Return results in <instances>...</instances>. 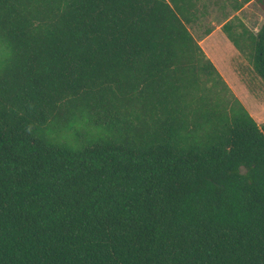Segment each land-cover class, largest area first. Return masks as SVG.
<instances>
[{
  "label": "trees",
  "instance_id": "1",
  "mask_svg": "<svg viewBox=\"0 0 264 264\" xmlns=\"http://www.w3.org/2000/svg\"><path fill=\"white\" fill-rule=\"evenodd\" d=\"M204 1L0 0V264H264V124ZM221 32L264 84V23Z\"/></svg>",
  "mask_w": 264,
  "mask_h": 264
},
{
  "label": "rangeland",
  "instance_id": "2",
  "mask_svg": "<svg viewBox=\"0 0 264 264\" xmlns=\"http://www.w3.org/2000/svg\"><path fill=\"white\" fill-rule=\"evenodd\" d=\"M243 0H207L199 3L198 19L188 26L224 78L233 94L241 101L258 125L264 124V84L256 76L249 60L241 57L222 32L216 29L224 20L238 16L256 33L264 23V13L252 1L241 11L234 7ZM213 34V35H212ZM211 35V36H210ZM210 36V37H208Z\"/></svg>",
  "mask_w": 264,
  "mask_h": 264
},
{
  "label": "crops",
  "instance_id": "3",
  "mask_svg": "<svg viewBox=\"0 0 264 264\" xmlns=\"http://www.w3.org/2000/svg\"><path fill=\"white\" fill-rule=\"evenodd\" d=\"M250 2H252V1H250ZM247 4H249V3H247ZM247 4H246L241 10H239L238 13L241 12V11L247 6ZM229 19H231V17L228 18V19H226V20H224V21H223V22H222V23H221L216 29H214V30H213V34H214L217 30H218L219 32H221V26H222L227 20H229ZM260 27H261V26H260ZM257 31H258V30H257ZM257 31H256V32H257ZM213 34H212V35H213ZM210 36H211V35H210ZM210 36H208V37H210ZM226 39H227V38H226Z\"/></svg>",
  "mask_w": 264,
  "mask_h": 264
}]
</instances>
